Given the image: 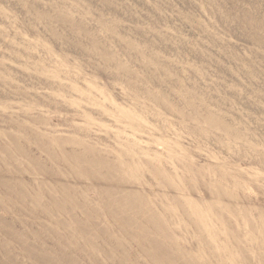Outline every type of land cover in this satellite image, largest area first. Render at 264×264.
I'll return each instance as SVG.
<instances>
[{
  "label": "rangeland",
  "instance_id": "rangeland-1",
  "mask_svg": "<svg viewBox=\"0 0 264 264\" xmlns=\"http://www.w3.org/2000/svg\"><path fill=\"white\" fill-rule=\"evenodd\" d=\"M0 133V176L21 190L0 193L12 264H45L21 242L77 264H176L138 250L153 214L172 236L159 242L196 263L221 264L205 234L233 230L264 264V0H0Z\"/></svg>",
  "mask_w": 264,
  "mask_h": 264
},
{
  "label": "bare ground",
  "instance_id": "bare-ground-1",
  "mask_svg": "<svg viewBox=\"0 0 264 264\" xmlns=\"http://www.w3.org/2000/svg\"><path fill=\"white\" fill-rule=\"evenodd\" d=\"M17 124V123H16ZM18 125V124H17ZM17 125H15V126H17ZM20 125H24V123L22 124V123H20ZM14 126V127H15ZM25 126V125H24ZM11 127V126H10ZM18 127V126H17ZM16 127V128H17ZM20 128H22L21 126H20ZM19 130V129H18ZM0 135H2L1 133H0ZM10 137V136H9ZM11 137H14V136H11ZM16 137V136H15ZM39 137V136H38ZM54 138V137H53ZM52 137H51V139L50 140H52L53 139ZM57 138H59V137H57ZM13 140L15 139V138H12ZM56 139V138H55ZM62 139V138H61ZM60 139V140H61ZM18 140H20V138H18ZM57 140H59V139H57ZM63 141V140H62ZM14 142V141H13ZM16 142V141H15ZM61 142V141H60ZM59 142V143H60ZM21 142H19V144H20ZM1 144H3L2 142H1ZM16 145H17V143H15ZM3 146H4V144H3ZM3 146H2V148H3ZM18 146V145H17ZM17 146H13V148H18ZM20 146H21V144H20ZM0 147H1V145H0ZM45 147V146H44ZM86 147V146H85ZM19 148H21V147H19ZM18 148V149H19ZM5 149H6V147H5ZM5 149H4V151H5ZM44 149V148H43ZM3 150V149H2ZM45 150H46V148H45ZM17 151V150H16ZM3 153V152H2ZM12 153V152H11ZM14 153V152H13ZM6 154L8 155H12V154H10L9 152H6ZM52 155H53V153H51ZM55 154V153H54ZM8 155V156H9ZM6 156V155H5ZM7 156V158H9ZM50 157V156H49ZM53 157V156H52ZM58 157H60V156H58ZM7 158L6 159H4L5 161L7 160ZM30 158V157H29ZM55 158H57V157H55ZM13 159H15V157L13 156ZM17 159V158H16ZM31 159V158H30ZM53 158H51V160H52ZM61 160L63 159V158H60ZM59 159V160H60ZM9 160V159H8ZM33 160V159H32ZM36 159H34L33 161H30L31 163L32 162H34ZM54 160V159H53ZM52 160V161H53ZM57 160H58V158H57ZM59 160H58V163H59ZM14 161H16V160H14ZM2 163H5L4 161H1ZM7 162V161H6ZM55 162H57V161H55ZM62 162V161H61ZM8 163V162H7ZM6 163V164H7ZM30 163V164H31ZM6 164H5V167L4 166H2V167H4V168H6ZM33 164V163H32ZM35 164V163H34ZM43 164V163H42ZM41 164V168H43L42 166H44V165H42ZM39 165H40V163H39ZM17 166V165H16ZM7 168H9V166L7 165ZM15 169V172H17L18 173V171H17V169L16 168H14ZM51 169V168H50ZM1 170V169H0ZM3 170V169H2ZM10 170V169H9ZM24 170V169H23ZM5 171V170H4ZM6 171H7V169H6ZM12 170H10V172H8L9 173V175H11L10 173H13V172H11ZM46 171V170H45ZM52 170H50V172H51ZM0 172H2V171H0ZM15 172H14V174H15ZM3 173V172H2ZM16 173V174H17ZM53 173H55V172H53ZM57 174V173H56ZM1 176H3V175H8L7 173L6 174H0ZM13 175V174H12ZM58 175V174H57ZM71 175V174H70ZM0 176V177H1ZM17 176V175H16ZM54 176H56V175H54ZM53 176V177H54ZM67 176V175H66ZM69 176V175H68ZM18 177H19V175H18ZM17 177V178H18ZM46 177V176H45ZM57 177V176H56ZM56 177H54L55 179H56ZM70 177V176H69ZM7 178H8V180H10V177H8L7 176ZM12 178H13V176H12ZM21 178V177H20ZM5 179V178H4ZM24 179V178H23ZM30 179V178H29ZM46 179V178H45ZM53 179V178H52ZM7 180V179H6ZM7 180V181H8ZM14 180V179H13ZM21 180V179H20ZM19 180V181H20ZM32 180V179H31ZM51 180V179H50ZM17 181V180H16ZM16 181H14V182H16ZM18 183V182H17ZM12 184V183H10V181H9V183L8 182H6V181H4L3 179H2V177L0 178V184H2L3 186H1V187H4V188H2L1 189V191H0V193H2V190H7L8 192V194H12V193H10V192H12L13 191V188H14V186L16 185V187H17V185L18 184ZM19 186V185H18ZM16 187H15V189H16ZM19 188H20V186H19ZM65 188V187H64ZM118 189V188H117ZM120 189V188H119ZM16 190H18V187H17V189ZM15 190V191H16ZM20 190V189H19ZM18 190V191H19ZM71 190V189H70ZM15 191L13 192V193H15ZM18 191H16V195L18 196V194H17V192ZM21 191V190H20ZM19 191V195H21L20 192ZM129 192V191H128ZM5 193V192H4ZM3 193V194H4ZM117 193V192H116ZM121 193V192H120ZM126 193V192H125ZM124 193V194H125ZM14 194V195H15ZM25 194H26V192H25ZM118 194V193H117ZM7 195V194H6ZM13 195V196H14ZM23 195V194H22ZM108 195V194H107ZM111 195V194H110ZM112 196V195H111ZM16 196H14V198H15ZM22 198L23 197H25V196H21ZM114 197V196H113ZM107 198H109V197H107ZM116 198V197H115ZM118 198V197H117ZM121 198H123L124 199V197L122 196ZM129 198H130V196H129ZM18 198H16V200H17ZM25 199H27V198H25ZM128 199V198H127ZM19 200V199H18ZM115 200V199H114ZM114 200H113V204H114ZM118 200H120V199H118ZM129 200V199H128ZM127 200V201H128ZM130 200H131V198H130ZM6 201V200H5ZM8 201V200H7ZM13 201V200H12ZM22 201V200H21ZM20 201V202H21ZM45 201V200H44ZM111 201V200H110ZM110 201L108 200V203H109V205H110ZM3 201H1L0 202V204L2 203ZM15 202V201H14ZM13 202V203H14ZM23 202V201H22ZM45 202H47V201H45ZM44 202V203H45ZM116 202V201H115ZM129 202H131V201H129ZM9 203V202H8ZM18 202H16V204H17ZM36 203V202H35ZM122 203V202H121ZM132 203V202H131ZM24 204V203H23ZM41 204H42V202H41ZM125 204V203H124ZM135 204V203H134ZM2 206L3 205H8V204H1ZM9 205H10V203H9ZM18 205V204H17ZM22 204H20V205H18V206H21ZM36 205V204H35ZM38 205H40V202L38 203ZM45 205H46V203H45ZM43 206L42 205V207H46V206ZM73 205V204H72ZM76 205V204H75ZM133 205V204H132ZM131 205V206H132ZM5 206V207H6ZM12 206V205H11ZM10 206V207H11ZM16 206V205H15ZM30 206V205H29ZM32 206V205H31ZM53 206V205H52ZM120 206V205H119ZM135 206H136V204H135ZM22 207H24V206H22ZM26 207H27V202H26V206H25V209H26ZM39 207V206H38ZM48 207V206H47ZM47 207H46V209L45 208H43L44 210H42L43 211V213H44V211L45 210H47ZM56 207V206H55ZM74 207V206H73ZM72 207V208H73ZM76 207H78V206H76ZM110 207V206H109ZM113 207H114V205H113ZM113 207H111V208H113ZM116 207V206H115ZM123 207V206H122ZM127 207V206H126ZM7 208V207H6ZM65 208V207H64ZM83 208H85V207H83ZM130 208V207H129ZM136 208V207H135ZM134 208V209H135ZM29 208H27V210H28ZM40 209H42L41 207H40ZM57 209V208H56ZM60 209V208H59ZM90 209H91V207H90ZM92 209L94 210V208L92 207ZM121 209V208H120ZM119 209V210H120ZM131 209V208H130ZM133 209V208H132ZM23 210H24V208H23ZM26 210V211H27ZM32 210V211H31ZM29 209V211L30 212H33V210H34V208L32 207V209ZM35 210H37V213H38V208H36ZM52 210V209H51ZM58 210V209H57ZM62 210V209H61ZM113 210H115V209H113ZM28 211V212H29ZM53 211V210H52ZM55 211V210H54ZM60 211V210H59ZM58 211V212H59ZM40 212V211H39ZM119 211H117V213H118ZM124 212V211H123ZM36 213V212H35ZM47 213H48V210L46 211V215H47ZM122 213V212H121ZM55 214H57V213H55ZM120 214V213H119ZM118 214V215H119ZM49 215V214H48ZM61 215H62V212H61ZM111 215V214H110ZM125 215V214H124ZM42 216H44V215H42ZM50 217V216H49ZM128 217V216H127ZM42 218V217H41ZM46 218H48V216H46ZM125 218V217H124ZM129 218V217H128ZM160 218V217H159ZM159 218H157V217H155V214H153V215H151L149 218H147L149 221H151V223H153L155 226L154 227H156V225L157 224H159V228L158 227H156L155 228V230H148L147 231V233H151L153 236V239H151V241L153 240V241H155V242H151V244H152V246L153 247H147L146 248V246L145 247H143V244L142 243H140V244H142V245H139L138 247H140L138 250H140V253H142V254H144L145 256H147V257H149L150 259H154V261H156L158 258L159 259H161L162 261H170L171 262V260L172 259H174L175 260V263L176 264H208V263H211V261H207L206 259H204L203 261H205V262H200V263H196L195 262V260H194V258H192L193 256H191V254L189 253V251L188 250H186V249H182V250H179L180 249V245H178V244H176V243H170L169 244V247H166V246H164V244H161L159 241L160 240H162L163 238L164 239H168V240H170V238H172V236L170 235V234H161V230H163V222H161V220L159 219ZM146 219V220H147ZM65 220H67V219H65ZM122 220H123V218H122ZM51 222V221H50ZM71 222V221H70ZM117 222V221H116ZM127 222H128V220H127ZM0 223H2V224H4L5 223V221H0ZM75 220H74V222H73V224L72 225H75ZM136 223V222H135ZM146 223V222H145ZM51 224H55V226H56V228L57 227H60V228H63V229H65V230H67L68 228H70V223H66V222H61V221H56V222H51ZM50 224V225H51ZM104 224V223H103ZM123 225V224H122ZM121 225V226H122ZM133 225V224H132ZM53 226V225H52ZM95 226V225H94ZM102 226V225H101ZM103 226H105V224L103 225ZM107 226V225H106ZM130 226V225H129ZM136 226H137V224H136ZM146 226V225H145ZM198 226V225H197ZM117 227H118V225H117ZM126 227V226H125ZM199 227H201V226H199ZM77 228V227H76ZM79 228H81V230L82 229H84L85 230V228H83L80 224H78V231L80 232V229ZM91 228H93V226L91 227ZM96 228V227H95ZM122 228V227H121ZM129 228V227H128ZM54 229V228H53ZM59 229V228H58ZM86 229H90V228H86ZM104 229V228H103ZM140 229V228H139ZM145 229V228H144ZM151 229H153V228H151ZM198 229V228H197ZM201 229H202V227H201ZM203 229H204V227H203ZM70 230H72V229H70ZM91 230V229H90ZM95 230V229H94ZM98 230V229H97ZM143 230V229H142ZM147 230V229H146ZM200 232H201V230H200V228L198 229ZM56 231V230H55ZM54 230H52L51 228H49V232H50V236H52V237H54V236H56V233H58V232H55ZM87 231V235H88V230H86ZM99 231V230H98ZM103 231H105V230H103ZM125 230L123 229V232H124ZM230 231V230H229ZM75 232H77L76 230H75ZM96 232V231H95ZM101 232V231H100ZM100 232H98L99 234H100ZM126 232V231H125ZM124 232V233H125ZM143 232V231H142ZM158 232L160 233V234H158ZM235 232V231H234ZM233 232V230H231L230 232H229V235H227L226 237H224L226 240H228V241H231V243H233V245H231V246H229V245H226V241L224 240V238H217L216 239V237L214 238V234H212V233H207V234H205V239H206V248H208V250H209V254L211 255V257H213V259H214V261L215 262H218V261H222L221 262V264H243V263H245V262H247L248 264L249 263H251V262H249L250 261V252L251 251H253V250H251L250 248H244L243 246L241 247L240 246V242L241 241H243V239L241 238V235L240 234H236V233H234ZM0 233H4L3 235H5L4 237L6 238L7 237V239H6V241H4V239H3V241H1L0 240V256H5V262H0V264H12V262L14 261V258H12L13 256H12V254H11V252H10V250L6 247V245L5 244H7V242L9 241V240H11V239H15L16 238V240H13V241H17V240H19L20 239V236L17 234V233H15V232H9V231H7V230H5V229H3L2 227H0ZM71 233V232H70ZM74 233V232H73ZM81 233H83V230L81 231ZM85 233V232H84ZM94 233V232H93ZM123 233V234H124ZM144 233V232H143ZM155 233V234H154ZM157 233V234H156ZM37 234V236L40 238V239H38V241H40V240H42L43 239V237L41 236V232H37V231H35L34 233H33V235H36ZM98 234V235H99ZM110 234V233H109ZM125 234H127V233H125ZM146 233H144L143 235H145ZM247 234V233H246ZM58 235V234H57ZM63 235V234H62ZM62 235H60L59 234V236H61V237H63V242L64 243H66L65 241H64V238L66 237L65 235L64 236H62ZM67 239H69V238H71L72 239V234H68V231H67ZM97 235V236H98ZM137 235V234H136ZM36 236V237H37ZM94 234H91V233H89V242L91 241V240H94ZM101 237H102V235H100ZM128 236H130V235H128ZM3 237V236H2ZM27 237H28V235H27ZM31 237V235L29 236V238ZM37 237V238H38ZM116 237V236H115ZM163 237V238H162ZM243 237V236H242ZM85 238H86V233H85ZM98 238V237H97ZM106 238V237H105ZM109 238V235H108V237H107V239ZM135 238V237H134ZM138 238V237H137ZM162 238V239H161ZM96 239V238H95ZM147 238H145V240H146ZM242 239V240H241ZM245 240H248V241H252L253 239H255L254 237H252V236H250L249 234H247L246 236H245V238H244ZM36 240V239H35ZM65 240H66V238H65ZM70 240V239H69ZM112 240V239H111ZM114 240V239H113ZM117 240V238L115 239V241ZM143 240V239H142ZM150 240V239H149ZM20 241V240H19ZM28 241V240H27ZM88 241V240H87ZM106 241V240H105ZM115 241H113V242H115ZM211 241H213V243L214 244H212V242ZM71 242V241H70ZM85 242H86V240H85ZM137 242V241H136ZM150 242V241H149ZM5 243V244H4ZM33 243V242H32ZM38 243V242H37ZM44 243V242H43ZM72 243V242H71ZM98 243V242H97ZM117 243V242H116ZM121 243V242H120ZM45 244V243H44ZM75 244H77V243H75ZM99 244V243H98ZM148 244V243H147ZM24 245H27V246H31V247H29L28 249H27V253L29 254V256L31 255V254H33V255H35V256H39L43 261H45V264H77L78 263V261H80V260H78L77 261V263L75 262V256L77 255V253L76 252H78L77 250H76V252L75 251H72V248H71V250H69L70 252H66V253H59V252H57L58 251V249H57V251H54V250H56V248L55 247H53V248H51L50 250H51V252H52V255L50 254V256H48L47 255V250H45V253H44V251H43V248L45 247V246H41V250H38V247H37V245L35 244V245H31V244H29L28 242H21V246H22V248L24 247ZM101 245V244H100ZM117 245V244H116ZM78 246V245H77ZM86 246V245H85ZM85 246H84V248H85ZM90 246H91V244H90ZM76 247V246H75ZM79 247V246H78ZM93 247V246H92ZM101 247H103V246H101ZM247 247V246H246ZM21 248V250H23ZM81 248V247H80ZM104 248H105V246H104ZM103 248V249H104ZM122 248V247H121ZM175 250H174V249ZM90 249H92V248H90ZM99 249V248H98ZM115 249V248H114ZM155 250V251H152V250ZM171 249V250H170ZM74 250V249H73ZM72 251V252H71ZM87 251H89V250H87ZM106 251V250H105ZM117 251H118V249H117ZM121 251V250H120ZM119 251V252H120ZM201 251V250H200ZM13 253H14V250L12 251ZM73 252H75V253H73ZM90 252V251H89ZM94 252H95V250H94ZM101 252H104V250L103 251H101ZM1 253H3L2 255H1ZM106 253H107V251H106ZM111 253V252H110ZM252 253V252H251ZM256 253H258V252H256ZM74 254H76V255H74ZM102 255H104V254H102ZM139 255V254H138ZM258 255V254H257ZM80 255H78V257H79ZM82 256H83V254H82ZM88 256H91V258L93 259V257H92V255H88ZM143 256V255H142ZM226 256H229V261L227 262L226 261V259H225V257ZM255 256V255H254ZM259 256V255H258ZM257 256V257H258ZM77 257V256H76ZM81 257V256H80ZM115 257V256H114ZM216 259H215V258ZM262 257V256H261ZM57 258H59V259H62L63 261L62 262H57L56 261V259ZM84 258V257H83ZM91 258H90V260H91ZM94 258H95V256H94ZM99 258V257H98ZM106 258V257H105ZM119 258H121V257H119ZM118 258V259H119ZM126 258V257H125ZM224 258V260H222ZM263 258V257H262ZM100 259V258H99ZM111 259H113V257H111ZM116 259V258H115ZM255 259V258H254ZM96 262H98V260H95ZM102 261V260H101ZM115 261V260H114ZM118 261V260H117ZM207 261V262H206ZM123 262V263H122ZM125 262V260H123L122 261V259H121V264H125L124 263ZM133 262V264H136V261H135V259L132 261L131 260V263ZM253 262V261H252ZM261 262V261H260ZM262 262H264L263 260H262ZM80 263V262H79ZM83 263V262H82ZM89 263V262H88ZM87 263V264H88ZM128 262H126V264H127ZM214 263V262H213ZM81 264V263H80ZM86 264V263H85ZM113 264V263H112ZM117 264V263H116ZM142 264V263H141Z\"/></svg>",
  "mask_w": 264,
  "mask_h": 264
}]
</instances>
